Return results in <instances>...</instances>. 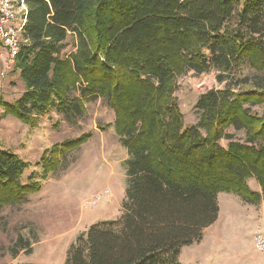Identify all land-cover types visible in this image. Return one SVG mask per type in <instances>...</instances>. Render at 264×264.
<instances>
[{
  "label": "trees",
  "instance_id": "1",
  "mask_svg": "<svg viewBox=\"0 0 264 264\" xmlns=\"http://www.w3.org/2000/svg\"><path fill=\"white\" fill-rule=\"evenodd\" d=\"M23 2L13 71L24 89L11 103L0 97L2 114L34 127L52 109L78 115L100 97L128 153L119 218L79 233L65 264H181V247L199 242L217 219L219 192L264 198V0ZM70 34L75 50L65 53ZM211 70L224 87L199 94L198 119L184 126L177 78ZM251 106L263 107L262 115ZM228 129L243 131L244 140ZM86 139L45 150L41 178ZM28 167L0 147V210L40 190L33 174L21 183ZM248 178L262 194L248 189ZM29 247L19 236L9 251Z\"/></svg>",
  "mask_w": 264,
  "mask_h": 264
},
{
  "label": "rangeland",
  "instance_id": "2",
  "mask_svg": "<svg viewBox=\"0 0 264 264\" xmlns=\"http://www.w3.org/2000/svg\"><path fill=\"white\" fill-rule=\"evenodd\" d=\"M64 44L65 53L74 51L75 36L68 35ZM216 75L214 70L201 74L189 71L177 78L174 96L184 126L198 119L194 105L199 94L224 87ZM23 89L18 72L13 66L5 68L1 61L0 97L11 103ZM83 108L81 114L67 116L52 109L34 127L4 116L0 108V147L29 163L21 183H28V176L33 174L41 184L40 190L27 195L25 201L1 208L0 264H65L69 246L79 233L99 221L119 218L128 153L114 131V113L105 101L99 97L84 102ZM262 111L261 106L250 107L253 114L262 115ZM227 131L234 139L245 138L243 131ZM84 134L87 139L59 157V166L43 180V152ZM226 143L220 140L221 145ZM246 185L262 194L253 178H248ZM97 195L100 199L92 203L91 198ZM217 198L220 212L207 235L209 240L182 246L179 263L264 264V251L256 249L254 243L255 231L259 228L264 232V198L251 203L232 192H219ZM87 200L91 202L85 205ZM19 236L28 240L30 247L13 256L9 247Z\"/></svg>",
  "mask_w": 264,
  "mask_h": 264
},
{
  "label": "built area",
  "instance_id": "3",
  "mask_svg": "<svg viewBox=\"0 0 264 264\" xmlns=\"http://www.w3.org/2000/svg\"><path fill=\"white\" fill-rule=\"evenodd\" d=\"M25 12L26 7L23 0L19 2L16 0H0V58L3 57L5 68L13 66L15 57L20 50ZM93 197L91 198L92 203L100 199L98 195ZM90 202L87 200L85 205ZM254 243L256 249L264 251V232L259 228L255 231Z\"/></svg>",
  "mask_w": 264,
  "mask_h": 264
},
{
  "label": "crops",
  "instance_id": "4",
  "mask_svg": "<svg viewBox=\"0 0 264 264\" xmlns=\"http://www.w3.org/2000/svg\"><path fill=\"white\" fill-rule=\"evenodd\" d=\"M1 61H3V57L2 58H0V63H1ZM22 93V92H21ZM260 191V190H259ZM217 200H218V198H217ZM219 206V205H218ZM218 212H220V207H219V211ZM219 214V213H218ZM217 221V220H216ZM216 221H214V223H212L210 226H208L207 228H205L204 229V231H203V236H202V239H201V241L200 242H198V243H202V242H204V241H206V240H209L208 238H207V235H208V233H210V229H211V227L216 223Z\"/></svg>",
  "mask_w": 264,
  "mask_h": 264
}]
</instances>
